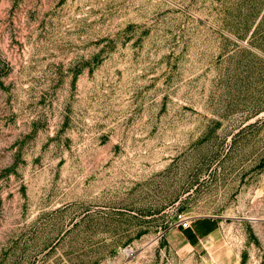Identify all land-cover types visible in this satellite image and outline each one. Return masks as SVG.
<instances>
[{
	"label": "rangeland",
	"instance_id": "1",
	"mask_svg": "<svg viewBox=\"0 0 264 264\" xmlns=\"http://www.w3.org/2000/svg\"><path fill=\"white\" fill-rule=\"evenodd\" d=\"M0 264H264V0H0Z\"/></svg>",
	"mask_w": 264,
	"mask_h": 264
},
{
	"label": "crops",
	"instance_id": "2",
	"mask_svg": "<svg viewBox=\"0 0 264 264\" xmlns=\"http://www.w3.org/2000/svg\"><path fill=\"white\" fill-rule=\"evenodd\" d=\"M216 230L215 223L207 218H199L197 220V229H193L192 238L196 241L195 244H198L202 237L211 235ZM188 242L192 245H195L191 242L189 237L186 235Z\"/></svg>",
	"mask_w": 264,
	"mask_h": 264
},
{
	"label": "built area",
	"instance_id": "3",
	"mask_svg": "<svg viewBox=\"0 0 264 264\" xmlns=\"http://www.w3.org/2000/svg\"><path fill=\"white\" fill-rule=\"evenodd\" d=\"M175 221V224L183 229L193 228L194 220L186 212H178Z\"/></svg>",
	"mask_w": 264,
	"mask_h": 264
},
{
	"label": "trees",
	"instance_id": "4",
	"mask_svg": "<svg viewBox=\"0 0 264 264\" xmlns=\"http://www.w3.org/2000/svg\"><path fill=\"white\" fill-rule=\"evenodd\" d=\"M187 229H188V228H187ZM192 234H193V230H192V232H188V233H186V235L189 237V239L191 240V242H192L193 244H195L196 241L191 237Z\"/></svg>",
	"mask_w": 264,
	"mask_h": 264
}]
</instances>
